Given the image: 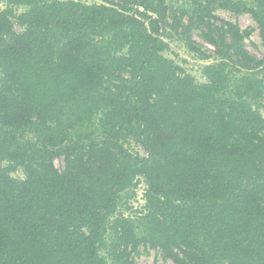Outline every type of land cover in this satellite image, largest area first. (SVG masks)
<instances>
[{"label":"trees","instance_id":"trees-1","mask_svg":"<svg viewBox=\"0 0 264 264\" xmlns=\"http://www.w3.org/2000/svg\"><path fill=\"white\" fill-rule=\"evenodd\" d=\"M120 2L0 10V264H264V52L214 14L249 13L264 49V0ZM163 37L216 57L204 82Z\"/></svg>","mask_w":264,"mask_h":264},{"label":"rangeland","instance_id":"rangeland-1","mask_svg":"<svg viewBox=\"0 0 264 264\" xmlns=\"http://www.w3.org/2000/svg\"><path fill=\"white\" fill-rule=\"evenodd\" d=\"M87 3H100L102 0H81ZM113 3L121 4L120 0H111ZM8 6L7 0H0V10L5 9ZM130 7V5L128 6ZM23 8L22 7H13L15 13H19ZM214 14L224 20L230 21L232 23L237 24L240 29L249 30V35L244 40L245 48L254 56L262 57L263 56V46L261 43V38L259 35V29L257 23L252 19L251 15L246 12L235 13L230 10L224 8H216L214 10ZM14 27L16 31H22V26L18 25L15 21V18H12ZM168 28H170L168 26ZM172 29V28H170ZM169 29H167V32ZM173 31V30H172ZM194 40L206 48L207 54H213L214 46L210 43L206 42L200 35L198 30H193L191 32ZM165 41L169 43L170 48L163 52L164 56L172 59L178 64L183 71L190 73L197 83H202L205 81V78L202 75L203 68L212 63L216 57H211L208 59H201L196 57L193 53L186 51L183 47V41L178 37H174L171 40H168L167 37H163ZM129 148L131 151L138 153L139 155L145 156L146 153L141 148V146L135 142H131ZM54 164L58 169L63 168V159L55 158ZM11 175L17 178H23L24 174L21 168H17L11 172ZM145 190L144 183H140L136 188L133 197L129 201L130 209L128 211H132L136 208H140L144 204L143 194ZM136 264H174L170 259H165L162 256L160 249H147L145 252L141 249L140 255L134 258Z\"/></svg>","mask_w":264,"mask_h":264}]
</instances>
